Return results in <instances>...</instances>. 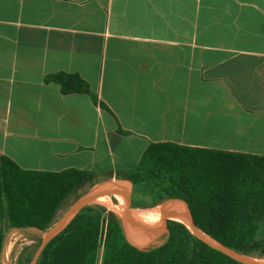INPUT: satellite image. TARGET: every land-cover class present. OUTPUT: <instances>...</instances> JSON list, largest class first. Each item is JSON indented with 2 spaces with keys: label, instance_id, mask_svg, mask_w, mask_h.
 <instances>
[{
  "label": "crops",
  "instance_id": "0c3cea01",
  "mask_svg": "<svg viewBox=\"0 0 264 264\" xmlns=\"http://www.w3.org/2000/svg\"><path fill=\"white\" fill-rule=\"evenodd\" d=\"M155 141L264 156V0H0V154L114 178Z\"/></svg>",
  "mask_w": 264,
  "mask_h": 264
},
{
  "label": "trees",
  "instance_id": "16d2710c",
  "mask_svg": "<svg viewBox=\"0 0 264 264\" xmlns=\"http://www.w3.org/2000/svg\"><path fill=\"white\" fill-rule=\"evenodd\" d=\"M46 80L59 83L64 93L88 91L75 73L57 72ZM153 166L157 176L170 173L166 196L151 180ZM100 174L75 168L28 170L0 154V214L9 227L36 241L35 248L41 238L38 233L49 226L64 200L70 194L77 199L81 195L77 191L94 186ZM115 177L132 181L137 190L156 191L152 203L165 198L185 200L196 226L208 236L245 255L264 258V156L155 141L138 164L116 172ZM101 219L106 230L104 264H242L173 220L168 222L171 234L163 245L137 249L125 239L120 216L99 204L84 206L49 240L36 264H93ZM178 234L181 241H176ZM4 240L0 229V255ZM34 248L23 247L16 262L26 264Z\"/></svg>",
  "mask_w": 264,
  "mask_h": 264
},
{
  "label": "rangeland",
  "instance_id": "374dc122",
  "mask_svg": "<svg viewBox=\"0 0 264 264\" xmlns=\"http://www.w3.org/2000/svg\"><path fill=\"white\" fill-rule=\"evenodd\" d=\"M154 167V166H153ZM153 171L154 173L151 174V180L153 182H155L158 186H160V190L162 191V193L166 196V190L165 188L167 186H169L171 183L169 182V176H170V173L168 172H163L161 173V175H156V171H157V168L154 167L153 168ZM152 172V170L150 171V173ZM173 175L177 176L178 173L176 172H173ZM107 178H110L108 177V175L104 176V177H101L100 181H98L94 186L92 187H88V186H85V187H82L80 190H78L77 192L81 194L80 198L81 197H84L86 194H89V193H92L93 191V188L97 187V186H100L103 190L108 188L107 184H106V180ZM115 180H116V184L115 186L113 184L112 189H115L116 185L119 186H126L129 188V194H128V197L125 198V206L127 205V200L129 198H131V203H132V206L135 208V207H139V208H152V207H155L165 201H168L169 203L166 205V207L170 204V201L173 200V199H180V198H165V199H159L158 202H155V203H152L153 202V198H157L158 194H156V191L152 190V189H149L147 188L146 190L144 191H141V190H137L133 184L132 181H129V180H124V179H121V178H117V177H114ZM112 194L114 196H116L117 198H119V194L116 192V191H112ZM113 195H110V200H111V203L112 204H118V200L113 196ZM76 198H75V195L74 194H70L63 202V204L61 205V207L57 210V212L55 213V216L53 218V220L51 221V223L49 224V226L45 229L47 230L74 202H75ZM183 200V199H182ZM90 204H99L100 206H104L107 210H111L113 212H115L113 209H111L108 205H105L103 203H100V202H92ZM89 205V204H87ZM86 206V205H85ZM165 207V208H166ZM83 208V207H82ZM81 208V209H82ZM164 208V210H165ZM80 209V210H81ZM79 210V211H80ZM163 210V211H164ZM78 211V212H79ZM77 212V213H78ZM116 213V212H115ZM163 213V212H162ZM117 214V213H116ZM118 215V214H117ZM76 216V215H75ZM74 216V217H75ZM119 216V215H118ZM73 217V218H74ZM72 218V219H73ZM121 218V217H120ZM148 218H154L153 216L151 215H144V217L142 219H148ZM71 219V220H72ZM70 220V221H71ZM69 221V222H70ZM175 221V220H173ZM68 222V223H69ZM121 222H122V226H123V234H124V237L125 239L134 247H136L137 249H145V248H153V247H157L159 245H163L167 239L169 238L171 232H170V229H169V226L167 224V228H168V231H166L165 229L163 228H155V227H152V225L148 224V223H143V224H140V225H132V224H127L122 218H121ZM169 222V221H168ZM179 222V221H177ZM67 223V224H68ZM182 223V222H180ZM66 224V225H67ZM185 228L189 231L188 229V222L187 223H182ZM65 225V226H66ZM64 226V227H65ZM127 226H128V232L131 233V235L138 241V242H142V243H138V242H135V241H132L128 234H127ZM63 227V228H64ZM137 228V229H143V230H146V229H149V228H155L157 229L156 230V233L154 235H149V236H137L136 234H133L132 232V229L134 230V228ZM139 227V228H138ZM62 228V229H63ZM61 229V230H62ZM60 230V231H61ZM59 231V232H60ZM142 233H148L149 231H141ZM190 232V231H189ZM3 233L5 234L6 236V239H5V243L3 244L2 246V251H1V255H0V263L1 264H18L16 262V259H17V256L18 254L20 253V251L22 250L23 247H26V246H30V247H33L35 246V242L34 240L30 239L26 233L22 232L21 230L17 229V228H12V227H9L8 224L6 226V228L3 230ZM160 233V234H159ZM40 235H42L43 233H38ZM150 234V233H149ZM56 235V234H55ZM54 235V236H55ZM105 235H106V230H105V221L103 219L100 220L99 222V231H98V246H97V249H96V253H95V258H94V261H93V264H104V256H105V250H106V241H105ZM159 235V236H158ZM156 238V240H155ZM152 240H155V241H152ZM179 240L181 241V238L179 236V234L177 235L176 237V241ZM39 244V243H38ZM38 244L36 245V247L34 248L32 254H31V257L33 255V253L35 252ZM30 257V259H31ZM255 257V256H254ZM256 258H260V259H264L263 257H256ZM29 259V260H30ZM39 259V258H38ZM38 261V260H37ZM223 264H229V263H223Z\"/></svg>",
  "mask_w": 264,
  "mask_h": 264
},
{
  "label": "water",
  "instance_id": "95a60500",
  "mask_svg": "<svg viewBox=\"0 0 264 264\" xmlns=\"http://www.w3.org/2000/svg\"><path fill=\"white\" fill-rule=\"evenodd\" d=\"M125 180V179H124ZM106 184L108 188L111 186H115L116 180L115 178H107ZM113 184V185H111ZM107 188V189H108ZM106 189H102L100 186L93 188L92 193L86 194L84 197L80 196L75 200V202L41 235L39 244L33 253L31 259L26 264H36L42 250L49 242V240L57 234L76 214L77 212L87 204L95 202L96 197H98L101 193H103ZM134 207L131 203V198L127 200V205L125 206V221H128L132 225H140L143 223H148L155 228H163L168 231L167 224L169 220H174V216H176L179 212H186L187 213V222H188V229L190 233L205 243L206 245L219 250L220 252L226 254L230 258L242 263V264H264L259 262L258 260L254 259V256L245 255L225 244L222 242L213 239L212 237L208 236L205 232L200 230L193 218V214L190 208V205L182 199H173L170 201V204L165 208L163 213L159 218H148L142 219L137 217L133 213ZM124 220V219H123Z\"/></svg>",
  "mask_w": 264,
  "mask_h": 264
},
{
  "label": "bare ground",
  "instance_id": "6f19581e",
  "mask_svg": "<svg viewBox=\"0 0 264 264\" xmlns=\"http://www.w3.org/2000/svg\"><path fill=\"white\" fill-rule=\"evenodd\" d=\"M113 190L112 187L108 188L107 190H105L103 193H101L98 197H96V201L97 202H100V203H103L105 205H108L111 209H113L122 219H124L125 221V200L124 201H121V202H118V204H112L111 203V200H110V195L108 193V191H111ZM168 203V201H165L155 207H152V208H139V207H135L133 209V213L135 216L137 217H144V215H151L153 216L154 218H159L164 210V208L166 207V204ZM175 221H179V222H182V223H187V213H178L176 216H174L173 218ZM127 224H129L128 221H125ZM153 227V226H152ZM149 228V229H146V230H143V229H137L135 227L134 230L132 229V233L133 234H136L137 236H149V235H154L156 233V230L155 228ZM139 228V227H138ZM128 226H127V234L129 236V238L132 240V241H135V242H138L132 235L131 233L128 232ZM141 231H149L148 233H142ZM150 233V234H149ZM160 234V233H159ZM159 236V235H158ZM156 240V238H155ZM155 240H152V241H155ZM140 243V242H138ZM256 260H258L259 262H262L264 263V259H260V258H254Z\"/></svg>",
  "mask_w": 264,
  "mask_h": 264
}]
</instances>
